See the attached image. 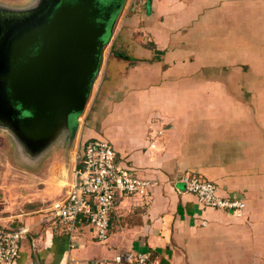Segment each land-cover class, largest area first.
<instances>
[{
    "label": "crops",
    "instance_id": "0c3cea01",
    "mask_svg": "<svg viewBox=\"0 0 264 264\" xmlns=\"http://www.w3.org/2000/svg\"><path fill=\"white\" fill-rule=\"evenodd\" d=\"M116 24L81 145L31 162L53 191L15 204L0 191V226L28 229L16 264H115L148 251L158 264H264V0H128ZM96 138L151 184L117 199L104 242L88 222L70 235L50 212ZM195 174L243 200L241 215L186 192L178 180Z\"/></svg>",
    "mask_w": 264,
    "mask_h": 264
},
{
    "label": "water",
    "instance_id": "95a60500",
    "mask_svg": "<svg viewBox=\"0 0 264 264\" xmlns=\"http://www.w3.org/2000/svg\"><path fill=\"white\" fill-rule=\"evenodd\" d=\"M123 2L0 6V129L25 140L30 162L69 144V121L87 108Z\"/></svg>",
    "mask_w": 264,
    "mask_h": 264
},
{
    "label": "built area",
    "instance_id": "2783aa9c",
    "mask_svg": "<svg viewBox=\"0 0 264 264\" xmlns=\"http://www.w3.org/2000/svg\"><path fill=\"white\" fill-rule=\"evenodd\" d=\"M152 134L157 136L155 132ZM73 174L67 196L53 203L50 209L51 219L64 225L70 235H74L80 224L88 222L96 230L99 242L109 237L110 215L117 199L145 195L151 187L149 181L139 177L134 169L121 162L114 146L105 139L86 141ZM178 181L205 208L241 215L245 207L244 201L239 198L221 196L217 183L207 178L183 175ZM27 233L25 227L0 226V264H16L21 254V241ZM114 263L158 264L149 251L136 254L121 252L115 257ZM97 264L109 263L102 260Z\"/></svg>",
    "mask_w": 264,
    "mask_h": 264
},
{
    "label": "rangeland",
    "instance_id": "374dc122",
    "mask_svg": "<svg viewBox=\"0 0 264 264\" xmlns=\"http://www.w3.org/2000/svg\"><path fill=\"white\" fill-rule=\"evenodd\" d=\"M36 1L37 0H0V6L9 8H22L31 5ZM127 1L128 0H124L121 11L123 10V7ZM121 11L119 12L116 20L119 19ZM116 27L113 34H115ZM110 45L107 43L104 49L103 63L101 65V72L98 75L97 81H100L104 75L103 72H105L106 64L110 56ZM86 110L79 116V126L77 130L76 127L75 130L71 129L69 141L71 142V146L72 144H77V146H75L77 148L78 145H81V128L85 119ZM157 122H159V124L161 123V121L156 119L154 124L157 125ZM20 140L21 141H19L18 137H15L12 132L9 133L0 129V185L2 186L0 191L1 193H5V202H7V204H9V202H14L15 204V202H17L16 200L18 199L20 202L27 201L30 197V193H51L52 189L50 184L47 185L46 183H43V178H40V174H43L44 176L45 171L31 166V162L29 161L30 155L26 150L29 147L27 146L25 149V140ZM15 142H21L22 145L20 146ZM35 173H37L38 178H36ZM197 176L205 178L201 175ZM36 180H38L37 183Z\"/></svg>",
    "mask_w": 264,
    "mask_h": 264
},
{
    "label": "flooded vegetation",
    "instance_id": "af4514ba",
    "mask_svg": "<svg viewBox=\"0 0 264 264\" xmlns=\"http://www.w3.org/2000/svg\"><path fill=\"white\" fill-rule=\"evenodd\" d=\"M103 2H109V3L116 2L117 3L118 0H103ZM69 124H70V128L71 129H74L75 130V127H76V130H77V128L79 126L78 119L71 118L70 121H69Z\"/></svg>",
    "mask_w": 264,
    "mask_h": 264
}]
</instances>
